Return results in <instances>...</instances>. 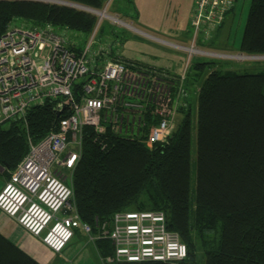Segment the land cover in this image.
<instances>
[{"label": "trees", "instance_id": "obj_1", "mask_svg": "<svg viewBox=\"0 0 264 264\" xmlns=\"http://www.w3.org/2000/svg\"><path fill=\"white\" fill-rule=\"evenodd\" d=\"M102 10L105 0H64ZM233 11V10H231ZM93 13L52 3L0 1V39L14 21L52 26L89 36ZM240 51L264 55V0H251ZM194 62L187 86L203 78L197 93L195 196L191 197V105L164 144L96 135L85 127L73 170L77 216L92 234L122 211H160L166 227L187 248L179 264H264V72L237 74ZM189 88V87H188ZM54 102L34 107L22 122L0 125V165L15 170L34 142L57 129ZM99 255L113 253L109 240L94 242ZM0 264H40L0 234ZM114 264H166L147 261ZM170 264V263H169Z\"/></svg>", "mask_w": 264, "mask_h": 264}, {"label": "built area", "instance_id": "obj_2", "mask_svg": "<svg viewBox=\"0 0 264 264\" xmlns=\"http://www.w3.org/2000/svg\"><path fill=\"white\" fill-rule=\"evenodd\" d=\"M112 2L105 0L102 10ZM234 2L193 0L190 45L177 46L187 55L181 73L125 61L114 44L95 43L96 30L107 18H101L102 10L93 12L99 21L85 45L78 42L79 33L63 28L19 23L9 27L0 39V125L11 120L27 128L30 110L51 102L59 116L66 115L39 141L26 132L28 152L0 188V211L54 254L67 247L74 229H80L90 242L110 241L113 253L100 257L102 264L184 260L187 248L167 229L160 211L115 213L92 234L77 216L72 174L85 127L96 135L143 138L148 148L167 141L178 115L190 105L186 79L193 58L242 57L198 47L211 42ZM107 19L130 27L117 16Z\"/></svg>", "mask_w": 264, "mask_h": 264}, {"label": "rangeland", "instance_id": "obj_3", "mask_svg": "<svg viewBox=\"0 0 264 264\" xmlns=\"http://www.w3.org/2000/svg\"><path fill=\"white\" fill-rule=\"evenodd\" d=\"M123 0H113L109 9L107 11L102 10L100 13L101 18L107 17L111 18L117 16L123 23L130 24L131 28L126 25H122L116 22H112L110 19L103 18L100 22L96 34L94 37V42L96 43H110L114 44L116 47V52L122 56L124 59H128L131 62L136 63L137 65H143L146 67H155L160 69V64H163L160 58L162 53L160 48L156 47L155 41L147 39L144 35L134 29L143 31L144 33H152L150 29L146 26L151 21V11L154 4L163 6L162 15H172L177 17V12L174 11V6L179 4V0H131L132 3L129 4L132 7L127 6ZM172 2V3H171ZM193 3V0H192ZM235 8L233 16H231L225 22L224 36L226 48L224 49H209V43L199 44V49L207 50L211 52H217L222 55H231L237 56L242 55V57L234 58H222V57H201L199 60L208 61L212 67H217L223 71L232 70L237 74H257L264 72V55H259V57H250V55H245L240 51V43L242 39V33L245 28V22L248 15V10L251 5V0H235ZM182 5V3L180 4ZM192 5V4H191ZM133 6L136 7L138 14H130L133 11ZM193 7V5H192ZM140 10V11H139ZM127 11L128 12L127 14ZM107 16H105V15ZM111 17H109V16ZM114 19V18H112ZM99 21V20H98ZM18 24V21H14ZM19 24H22L19 22ZM223 24V23H222ZM221 24V25H222ZM223 26V25H222ZM221 26V27H222ZM214 38V37H213ZM213 38L210 40L212 41ZM89 36L84 35L83 33L78 34V42H83L85 45ZM81 44V45H82ZM187 56V55H186ZM197 59V58H196ZM177 61L176 63H178ZM184 64V63H183ZM160 65V66H159ZM179 67V73L183 68ZM177 68V67H176ZM203 78L197 80L193 85L192 82L188 80L190 84L188 90L191 93L189 99V104L191 105V120H192V143H191V171H192V180L190 186L191 197L194 198L195 193V182L193 181L195 175V164H196V110H197V93L199 87L203 83ZM183 116L178 115L176 124L182 120ZM74 236L69 241V244L62 253L58 255L52 253L48 248H46L41 242H36L30 250L29 255H31L35 260L40 264H102L100 263V255L95 249L93 242L89 241V236L85 234L80 229H74ZM203 255L202 252L198 253V259H200V264H203Z\"/></svg>", "mask_w": 264, "mask_h": 264}, {"label": "crops", "instance_id": "obj_4", "mask_svg": "<svg viewBox=\"0 0 264 264\" xmlns=\"http://www.w3.org/2000/svg\"><path fill=\"white\" fill-rule=\"evenodd\" d=\"M179 1V4L173 8L174 11L177 12V17L172 15H162L163 6L161 4L159 6L156 4L152 5L153 8L150 12L151 21L149 24L144 25L146 28L150 29L152 33H144L141 30L134 29L144 35L147 39L149 38L155 41L157 44L156 47L160 48L159 50L163 54L160 60L163 64H160L161 66L159 65L160 67L158 68H163L174 73H179V67H182V65L186 63V52L183 49H179L177 46H189L191 42L189 19L191 17L192 0ZM122 2H125L128 7H130L129 4L132 3L131 0H123ZM181 3L182 5H180ZM130 8L132 10V7ZM128 12L130 11H127V14ZM233 12L234 9L233 11L227 13L222 24L223 26L216 31L213 40L209 43V49L215 50L227 47L223 33L225 29V22L233 16ZM136 13L138 14L137 9L133 6V11L127 16L129 17L130 14L135 15ZM128 25L130 26V24ZM129 28H131V26ZM123 60L127 61L128 59L126 60L123 58ZM177 61L179 62L176 63ZM193 61L202 62L199 58L196 59L195 57L193 58ZM8 179L7 170L5 167L0 165V188L7 182ZM0 234L28 254L35 244V241H38V239L33 238L29 233L23 230L18 222L7 216L2 211H0Z\"/></svg>", "mask_w": 264, "mask_h": 264}, {"label": "water", "instance_id": "obj_5", "mask_svg": "<svg viewBox=\"0 0 264 264\" xmlns=\"http://www.w3.org/2000/svg\"><path fill=\"white\" fill-rule=\"evenodd\" d=\"M2 1V0H0ZM19 1H24V0H19ZM25 1H32V2H43V3H52V4H55V5H63V6H67V7H72V8H75V9H78V10H83V11H86V12H89V13H98V10L96 9H90L86 6H83V5H78L76 3H73V2H67V1H64V0H25ZM250 57H259V56H250ZM57 115L59 116L60 113H57Z\"/></svg>", "mask_w": 264, "mask_h": 264}, {"label": "bare ground", "instance_id": "obj_6", "mask_svg": "<svg viewBox=\"0 0 264 264\" xmlns=\"http://www.w3.org/2000/svg\"><path fill=\"white\" fill-rule=\"evenodd\" d=\"M105 15V14H104Z\"/></svg>", "mask_w": 264, "mask_h": 264}]
</instances>
